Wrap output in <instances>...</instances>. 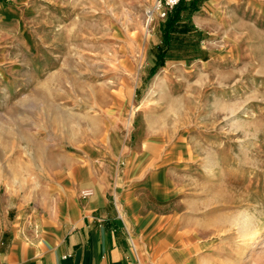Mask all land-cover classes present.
Returning a JSON list of instances; mask_svg holds the SVG:
<instances>
[{
    "label": "rangeland",
    "instance_id": "374dc122",
    "mask_svg": "<svg viewBox=\"0 0 264 264\" xmlns=\"http://www.w3.org/2000/svg\"><path fill=\"white\" fill-rule=\"evenodd\" d=\"M154 1L53 0L19 25L2 21L0 200L47 190L61 154L99 158L109 137L119 148L120 138L173 133L199 143L184 198L200 218L204 264H264V232L254 249L239 236L246 218L249 230L264 221V12L216 67L170 58L197 52L192 16L204 0H181L193 6L172 28L178 3L162 16Z\"/></svg>",
    "mask_w": 264,
    "mask_h": 264
},
{
    "label": "crops",
    "instance_id": "0c3cea01",
    "mask_svg": "<svg viewBox=\"0 0 264 264\" xmlns=\"http://www.w3.org/2000/svg\"><path fill=\"white\" fill-rule=\"evenodd\" d=\"M52 3L0 0V25L5 19L19 25L21 12L55 10ZM255 12H264V0H204L192 16L193 30L202 35L195 44L197 52L174 54L171 60L216 67L230 64V50L236 48L231 43L245 38L242 30ZM232 30L239 33L230 34ZM170 134L150 131L128 144L120 138L119 148L109 137L110 145L99 158L87 152L61 154L47 190L24 192L14 202L4 195L0 264L207 262L193 228L200 218L184 198L197 172L186 163L196 158L190 146L199 143ZM84 189L91 193L84 196Z\"/></svg>",
    "mask_w": 264,
    "mask_h": 264
},
{
    "label": "bare ground",
    "instance_id": "6f19581e",
    "mask_svg": "<svg viewBox=\"0 0 264 264\" xmlns=\"http://www.w3.org/2000/svg\"><path fill=\"white\" fill-rule=\"evenodd\" d=\"M152 13L153 11L151 9H149V11L147 12L149 19L152 17ZM64 28V26H63ZM63 31H66L64 29H62ZM253 222V221H252ZM250 218H246V220H244L243 222V226H244V230L239 231V236L241 238V240H243V244L245 243H249L248 245L252 246V249H254L255 245L258 243V241L260 240V235L264 232V221H262V225L259 226L258 228L254 227L251 228L249 230V224L252 223ZM205 263V261L203 262V264Z\"/></svg>",
    "mask_w": 264,
    "mask_h": 264
},
{
    "label": "trees",
    "instance_id": "16d2710c",
    "mask_svg": "<svg viewBox=\"0 0 264 264\" xmlns=\"http://www.w3.org/2000/svg\"><path fill=\"white\" fill-rule=\"evenodd\" d=\"M181 2V0H179L178 4L175 6L177 7V9L173 10V12H168V13H171L169 16L167 14V24H166V27L167 28H172L174 26H176L175 24L181 20L182 18L184 17H188V14L190 12H188L189 9H191V6H193V1L190 2V4H188L187 6H181L179 7V3ZM169 30V29H168ZM172 31V30H171Z\"/></svg>",
    "mask_w": 264,
    "mask_h": 264
},
{
    "label": "built area",
    "instance_id": "2783aa9c",
    "mask_svg": "<svg viewBox=\"0 0 264 264\" xmlns=\"http://www.w3.org/2000/svg\"><path fill=\"white\" fill-rule=\"evenodd\" d=\"M178 2H179V0H155L154 3H153V8L154 9H162L161 15L165 16L166 13H167L166 11L168 9L172 8L173 6H175ZM90 193H91L90 189H84L83 190V195L84 196H87Z\"/></svg>",
    "mask_w": 264,
    "mask_h": 264
}]
</instances>
